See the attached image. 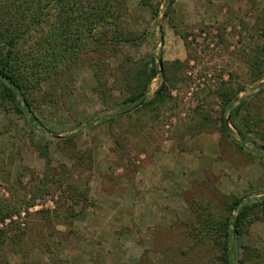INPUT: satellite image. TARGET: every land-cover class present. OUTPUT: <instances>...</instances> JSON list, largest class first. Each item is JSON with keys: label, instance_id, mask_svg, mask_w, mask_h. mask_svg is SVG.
<instances>
[{"label": "rangeland", "instance_id": "374dc122", "mask_svg": "<svg viewBox=\"0 0 264 264\" xmlns=\"http://www.w3.org/2000/svg\"><path fill=\"white\" fill-rule=\"evenodd\" d=\"M149 3L160 5L155 19L126 0L123 28L134 44L86 57L70 73L63 64L50 97L35 95L31 109L47 133L0 112V264H216L203 220L223 216L233 198L264 197V77L255 82L252 68L264 71V0ZM150 55L161 70L183 64L157 118L121 106L132 96L125 59ZM222 83L243 87L225 111L226 134ZM240 103L241 134L230 125ZM257 217L231 239L234 256L249 247L259 254L251 260H264Z\"/></svg>", "mask_w": 264, "mask_h": 264}, {"label": "trees", "instance_id": "16d2710c", "mask_svg": "<svg viewBox=\"0 0 264 264\" xmlns=\"http://www.w3.org/2000/svg\"><path fill=\"white\" fill-rule=\"evenodd\" d=\"M137 1L141 7L151 10L152 19L158 16L160 5L152 6L149 0ZM125 12L126 0H0V112L22 118L47 133L31 109L37 100L35 95L43 92L46 98L50 97L47 86L52 85L53 75L63 64L64 71L70 73L86 57L90 60L104 52L115 53L123 44H134L137 38L123 28ZM156 60L150 55L139 60L126 58L123 63L122 85L132 96L121 106L135 108L134 114L157 118L162 109L171 105L170 91L175 79L169 78L176 77V71L183 64L164 63L159 71ZM252 68L254 81H261L264 71H259L257 62ZM157 76L159 86L146 99L149 85ZM59 83L57 86L64 90L66 85ZM218 90L216 96L223 109L219 129L226 134L230 130L225 111L233 107L243 87L234 89L222 83ZM243 105L235 107L230 117V125L239 134L235 119ZM61 140L71 141V137ZM255 217L264 221V197L250 205L243 199L233 198L225 206L223 216L210 214L203 220L205 230L212 237L213 249L218 253L216 264H264V260H251L259 255L254 248L245 247L241 253L237 249L234 256L231 245L232 238L246 234Z\"/></svg>", "mask_w": 264, "mask_h": 264}, {"label": "water", "instance_id": "95a60500", "mask_svg": "<svg viewBox=\"0 0 264 264\" xmlns=\"http://www.w3.org/2000/svg\"><path fill=\"white\" fill-rule=\"evenodd\" d=\"M160 71H161V65H160ZM227 121H228V118H227Z\"/></svg>", "mask_w": 264, "mask_h": 264}]
</instances>
